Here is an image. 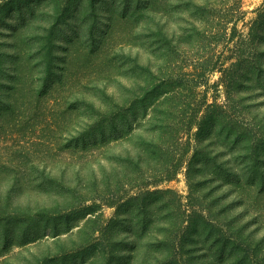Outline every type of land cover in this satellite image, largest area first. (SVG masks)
I'll return each mask as SVG.
<instances>
[{
    "label": "rangeland",
    "instance_id": "374dc122",
    "mask_svg": "<svg viewBox=\"0 0 264 264\" xmlns=\"http://www.w3.org/2000/svg\"><path fill=\"white\" fill-rule=\"evenodd\" d=\"M31 2L37 5L39 0ZM212 2L209 0V7ZM263 2L243 0L245 14L237 28L256 18ZM28 3L0 0V264L165 263L158 259L160 255L172 258L166 264H216L211 244H194L184 232L179 233L174 248L156 243L151 248L139 247L137 257H132V220L128 214L122 215L120 219L125 221L117 219L118 223L115 216L116 206L125 209L124 201L138 192L135 183H146L150 166L156 162L148 152L141 154L137 143L140 136L151 134L143 130L156 99L174 93L183 98L186 93L190 102L194 92L207 90L206 99L213 100L214 83L221 75L218 69L193 88L186 79L201 64H213L229 53L232 45L225 42L224 34L217 43L214 37L215 18L222 16L215 17L212 10L197 12L192 0H168L167 13L158 14L150 25L121 23L105 33L108 17L102 16L96 18L93 32L82 29L76 37L70 26L74 25L73 10L66 17L70 22L52 29L57 39L51 48L43 36L42 28L50 26L43 21L45 11H36L39 28H27L16 48L15 34L19 36ZM258 53L264 68V54ZM52 59L57 65L48 70L46 65L51 61L52 66ZM21 64V80L15 81ZM262 76L264 82V73ZM220 88L217 100L222 102L224 89ZM233 108L228 114L237 118V124L231 135L215 137L208 133L207 125L201 142L194 138L190 142L187 157L197 150L215 155L227 160L242 177L244 201L238 193L226 197L230 201L239 196L234 211L240 216L234 226L244 224V228L238 253L245 260L253 257L264 264V222L254 221V212L264 206L260 186L264 179V93L244 95ZM168 115L166 111L164 116ZM99 129L105 130L104 138ZM192 132H198V124ZM182 147L183 143L178 149ZM254 175H258L256 179ZM235 181L229 178V184L219 187L218 193L229 191ZM156 187L172 188L184 198L188 194L184 169L175 179ZM57 196L71 200L55 202ZM90 209L95 211L86 212ZM224 223L220 221V230ZM121 254L126 257L114 262L113 255ZM218 261L232 263L228 257Z\"/></svg>",
    "mask_w": 264,
    "mask_h": 264
},
{
    "label": "trees",
    "instance_id": "16d2710c",
    "mask_svg": "<svg viewBox=\"0 0 264 264\" xmlns=\"http://www.w3.org/2000/svg\"><path fill=\"white\" fill-rule=\"evenodd\" d=\"M12 1L16 3L20 0ZM27 1H29L28 10L22 17L19 36L16 33L14 38L16 48L21 43L26 30L35 31L39 28L40 25L35 23L36 11H45L43 21L46 22L45 25L50 24V26L42 28L45 31L43 36L52 48L57 39L56 31L52 29L61 22L64 24L70 22H66V20L70 18V12L73 10L75 14L72 16L71 22H74V25L69 24L74 36L78 37L82 34V29L90 33L93 32V28L96 26V18H102V16L108 17L106 18L108 23L105 33L121 23L150 25L158 14L167 13L166 3L168 2V0H39L38 4L34 5L31 2L33 0ZM192 1L193 8L197 12L206 13L212 10L215 11V17L222 16L215 18V20L217 19L214 25L215 42L217 43L218 37L223 33L225 42L231 43L232 46L228 48L229 53L225 58L217 59L213 64L209 63L207 66L201 64L200 70L197 67L198 72L194 76L187 75L191 77L186 79V81H191L189 88H193L192 86L204 84L207 75L214 69L221 72L220 77L214 83L215 92L211 102L206 99L207 90L197 94L194 92V97L190 102H188L189 96L186 93L183 94V98L174 93L165 94L162 99H156L149 113L148 123L143 130L151 132V134L149 137L140 136L141 138H138L137 142L142 149L140 153L148 152V157L156 159V162L150 166L148 181L143 185L135 183L134 186H139L138 192L130 195L124 201L125 209L121 205L116 206L115 221L124 222L125 220L120 219V216L127 214L129 220H132V225L131 223L129 225L133 236L132 257H137L139 247L151 248L156 243H159L158 246L174 248L179 242V233L183 234L184 232L185 236L193 238L194 244L205 245V242L211 244L213 251H215L211 256L213 260H216V264L219 263L218 260L224 261L225 257H228V260L232 262L231 264H243L245 261L246 264H260L253 257L251 261L250 259L245 260L246 256L238 253L243 245L239 235L244 224L238 227L237 225L234 226L240 216V214L235 213L234 207L239 196L242 201L245 198L240 187V183L243 181L242 177L235 173L236 170L230 168L227 160L218 159L215 155H209L201 150L195 151V147H193L195 152L191 157L188 158L187 153L193 138L196 143L201 142L205 132L203 129L207 125L210 126L208 133L215 137L220 134L224 137L231 135V132L236 128L237 118L231 117L228 114L229 110L238 107L244 95L252 96L260 92L264 93L262 78L264 68L259 61L260 54L258 53L264 54V49H262L264 46V2L258 9L257 17L245 22L243 27L239 29L237 22L245 14L243 0H213L211 7L208 5L209 0ZM201 1L204 2L201 3ZM230 23L232 24L231 33L227 34ZM66 39L68 42L72 40L71 37ZM51 48L47 53L49 56L51 55ZM52 57L55 58L56 55H52ZM210 59L212 60L214 57ZM52 61V66L50 65L51 61L46 65L48 70L51 67L54 69L57 65L55 59ZM226 62H229L228 66L223 65ZM2 64V59H0V73L3 68ZM21 66L22 64L17 66V74H14L13 77L15 81L21 80L19 72ZM63 66L65 67V65ZM63 70L62 77L65 74ZM238 70H241L242 73L238 74ZM220 85L224 89L222 102L217 100L221 89ZM42 86V88L47 87L46 85ZM166 111L169 113L167 117L164 116ZM194 124H198V132H192ZM104 132V129H99L98 133L104 138ZM184 136L186 139L183 141ZM130 137H133V134H130ZM182 143L183 147L178 149ZM253 160L255 161L256 157ZM183 169L188 186V194L184 198L172 188L156 187L163 181L175 179ZM72 175L68 176V181L73 178ZM257 176L254 175V179ZM229 178H236L235 183L230 185L232 188L227 192L218 193L219 187L229 184ZM53 179L55 181L54 177ZM66 184L71 185L70 182ZM260 186L263 190L264 179H261ZM66 189L70 188L66 187ZM235 193H238L239 196L236 195L230 201L226 199L227 196ZM56 199L58 200L55 202H69L71 200L68 196H62L61 199L57 196ZM146 201L147 203H145ZM90 207L88 206V208ZM90 210L86 212L95 211ZM47 213H50V209ZM254 213V221L263 224L264 206ZM44 215L49 216V214ZM221 220H224L225 223L220 230ZM119 221L118 223H120ZM53 226L55 227L54 224ZM95 230H97L96 227L93 228V231ZM261 242H264V238ZM241 251L244 252V249ZM125 257L122 254L113 255L112 259H117L114 262H121ZM158 259L166 260L165 263H162L166 264L172 258L169 255H160Z\"/></svg>",
    "mask_w": 264,
    "mask_h": 264
}]
</instances>
